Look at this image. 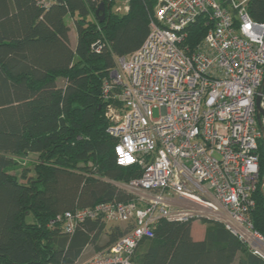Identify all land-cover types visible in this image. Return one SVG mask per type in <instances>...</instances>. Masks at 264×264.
Returning a JSON list of instances; mask_svg holds the SVG:
<instances>
[{
    "label": "trees",
    "instance_id": "1",
    "mask_svg": "<svg viewBox=\"0 0 264 264\" xmlns=\"http://www.w3.org/2000/svg\"><path fill=\"white\" fill-rule=\"evenodd\" d=\"M100 2L102 20L95 12ZM156 4L130 0L128 12L120 14L112 10V0H58L46 9L34 0H0V264H74L85 248L110 245L132 226H110L101 245L105 221L86 219L68 233L56 215L132 198L109 181L125 183L141 169L115 162L104 114L115 100L104 99L103 82L117 57L141 45L156 21ZM246 9L264 21V0H248ZM67 16L76 32L74 46ZM210 26L206 14L198 15L186 28L184 44L196 47ZM259 153L251 220L264 237L262 144ZM203 222L204 237L194 239L192 222L158 219L132 262L264 264L222 223Z\"/></svg>",
    "mask_w": 264,
    "mask_h": 264
},
{
    "label": "built area",
    "instance_id": "2",
    "mask_svg": "<svg viewBox=\"0 0 264 264\" xmlns=\"http://www.w3.org/2000/svg\"><path fill=\"white\" fill-rule=\"evenodd\" d=\"M57 1L34 0L43 9ZM129 1L112 0V10L127 13ZM247 1L156 0V21L141 45L116 58L118 69L103 82L104 99L116 103L104 114L116 164L141 169L120 186L132 198L56 219L68 233L94 218L132 226L74 264H134L139 241L153 236L160 218L220 222L264 259V237L251 220L264 136V21L250 16ZM201 13L211 26L189 48L186 28Z\"/></svg>",
    "mask_w": 264,
    "mask_h": 264
},
{
    "label": "rangeland",
    "instance_id": "3",
    "mask_svg": "<svg viewBox=\"0 0 264 264\" xmlns=\"http://www.w3.org/2000/svg\"><path fill=\"white\" fill-rule=\"evenodd\" d=\"M65 20H66V22L70 25V27H71V29H70V44H71V46H74L75 45V41H76V32H75V29H74V26H73V23H72V21H71V19H70V17L69 16H67V17H65ZM115 69H118V66H117V64H116V66H115ZM60 83H62L61 82V80H60ZM115 103H116V101H115ZM154 115L156 116L157 115V110H154ZM29 157L30 158H32V159H34L35 157H36V154L35 153H30L29 154ZM124 182H117L116 181V184L119 186H122V184H123ZM117 223H119V224H124V223H122V222H106L105 223V226H104V229H103V231L101 232V234H100V237H99V239H98V243L99 244H103L104 243V240H106V231L108 230V228L110 227V226H112V225H115V224H117ZM192 225H191V235L194 237V238H199L200 236H202V234H203V232H204V230H205V223L203 222V221H193L192 223H191ZM94 250H96V249H94L92 246H89V247H87L86 249H85V251H84V253H83V255H82V257L80 258L81 260H84V259H86L87 257H89L90 255H92L93 254V251ZM232 264H236V261H234Z\"/></svg>",
    "mask_w": 264,
    "mask_h": 264
},
{
    "label": "water",
    "instance_id": "4",
    "mask_svg": "<svg viewBox=\"0 0 264 264\" xmlns=\"http://www.w3.org/2000/svg\"><path fill=\"white\" fill-rule=\"evenodd\" d=\"M104 2H100L95 10L96 14L100 17V20L103 19L104 16ZM264 84V76L262 78L261 87ZM261 87L258 90V94L256 95L255 101H256V108H257V118L259 119V116L261 113H263V110L259 107V101H260V91ZM263 150H264V136H263ZM264 183V176L262 178V184Z\"/></svg>",
    "mask_w": 264,
    "mask_h": 264
},
{
    "label": "crops",
    "instance_id": "5",
    "mask_svg": "<svg viewBox=\"0 0 264 264\" xmlns=\"http://www.w3.org/2000/svg\"><path fill=\"white\" fill-rule=\"evenodd\" d=\"M69 36H70V31H69ZM110 182H112V183H114V184H116V181H114V180H109ZM117 185V184H116ZM119 187H120V185H119ZM192 225V224H191ZM205 231V230H204ZM193 237V236H192ZM204 237V232H203V234H202V236H200L199 238H194V239H202ZM86 249V248H85ZM85 249H84V251H85ZM84 251H83V253H84ZM83 253H82V255H83ZM93 253H94V251H93ZM82 255H81V257H82ZM80 257V258H81ZM79 258V259H80ZM81 260V259H80Z\"/></svg>",
    "mask_w": 264,
    "mask_h": 264
}]
</instances>
